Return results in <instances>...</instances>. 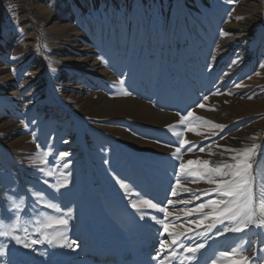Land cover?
Masks as SVG:
<instances>
[{"label": "rangeland", "instance_id": "1", "mask_svg": "<svg viewBox=\"0 0 264 264\" xmlns=\"http://www.w3.org/2000/svg\"><path fill=\"white\" fill-rule=\"evenodd\" d=\"M262 65L264 0H0V218L19 223L15 235L25 236L27 228L29 239H42L36 222L56 211L44 207L51 200L62 213L72 209L67 236L79 244L75 251L46 242L25 248L0 237V246H7L0 264H96L104 252L108 264H159L163 253L153 259L159 240L170 238L160 236L162 226L150 217L163 218V213L145 210L141 219L132 200L150 198L181 215L169 223L182 231L184 205L168 206V199L190 200L194 207L220 197L212 192L216 185L204 180L181 183L210 196L172 197L180 160H208L214 166L234 155L221 156L225 148L249 147L263 136L253 169L259 200L264 195ZM200 103L205 107H196ZM187 110L226 127L222 132L198 127L203 135L166 127ZM174 131L196 145L191 152L185 146L180 160L172 156L180 146ZM41 151H50L49 163H39ZM59 152L70 154L67 170L54 158ZM41 167L55 174L46 177ZM62 171L70 173V183L57 192L50 186ZM117 179L140 195L126 194ZM35 192L45 194L40 203ZM8 197L16 202L23 197V208L9 212ZM216 231L208 233L193 264L212 259L231 264L219 253L238 244L252 264H264V228ZM89 248L93 255L81 258Z\"/></svg>", "mask_w": 264, "mask_h": 264}, {"label": "snow or ice", "instance_id": "2", "mask_svg": "<svg viewBox=\"0 0 264 264\" xmlns=\"http://www.w3.org/2000/svg\"><path fill=\"white\" fill-rule=\"evenodd\" d=\"M239 19V18H238ZM221 35H228V33L221 31ZM12 59H17L13 57ZM102 59V58H100ZM239 58L237 57V60ZM237 60H233L232 64L237 63ZM231 67V65H229ZM264 67V65H262ZM52 71H55L53 68ZM120 84H124L123 80L119 81ZM121 95L129 96L131 92L121 91ZM207 100L208 97H203ZM196 107L204 108L203 103L197 104ZM180 120L176 125L166 126L169 130H173L177 127H183V131H190L197 135H203V133L197 131L198 127L211 126V128L219 130L222 132L226 125L215 124L210 120L203 117L196 116L191 110H187L186 115H181ZM199 122V123H197ZM23 123V121H22ZM32 123H36L32 121ZM27 127V125H25ZM219 132L212 131L211 136L223 138L219 136ZM174 135L178 138L179 147L172 153V156L177 160H180L179 154L188 146L186 150L188 152L193 151L196 145H193L190 141L183 138V132L174 131ZM204 139H208L207 136ZM255 139V137H253ZM67 143V141H65ZM221 147V146H217ZM260 145L252 143L249 147H244L241 149L225 148L224 151L220 152L221 156L225 155V152L234 155H229L228 160H221L213 162L208 160H180L178 164V171L175 174V181L171 185L170 195L172 197H178L182 193H188L192 196L193 200H200L201 196H210V192H193L191 188L186 187L181 183L182 180H188L190 182H197L199 180H204L206 183L214 184L216 187L212 190L219 199H208L206 202L196 203L195 206L191 205L190 200H180L174 201L173 199L167 200L168 206H175L176 203L184 205L179 209V212L183 214V217L187 219V226L180 224L179 226L183 228L182 231H175V224H170L171 219L174 222H179L181 220V215H174L172 212L168 211L167 207L161 206V203L154 202L153 199L144 198L141 196L138 199L132 200L130 206L137 212H141V219L145 218L147 213L145 210H153L158 213H163V218H158L152 215L150 218L156 223L162 226L160 231V236L167 237L170 239L161 238L159 240V251L153 259H157L163 253V258L159 260V264H171L172 261L179 260L180 264H193L194 261L198 260V254L202 249L206 247V241L209 238L208 233L213 229H217L216 235H223L224 233H244L246 230H250L251 227L264 228V195H262L259 200L255 197L254 187L255 181L252 176V170L255 167L254 155L256 154ZM40 149L41 145H37ZM206 149L200 147L199 151L204 152ZM50 151L38 152L37 158L41 165L47 164L50 161L47 159L49 157ZM54 155L57 162L62 163L63 169L67 170L69 165L72 163L68 160L64 163L65 159L69 157L67 152H59L58 155ZM36 160H33V164ZM104 163H108L107 160ZM196 165V167H192ZM40 171L46 177H51L55 173L51 170L45 172L43 167ZM70 173L62 171L57 177L55 184L50 187L55 191L59 192L60 189L66 188L69 183ZM45 184H48L47 179L44 180ZM116 183L121 189L125 191L126 194H135L139 196V193H132V186L126 183L123 179H117ZM43 192H35L34 196L37 197L36 203H40L44 197ZM12 200L11 207L8 209L9 212L19 211L23 208L24 200L23 197L16 202L12 197H8ZM44 207L59 211L60 206L53 203L51 200L44 201ZM205 209H209L205 212ZM190 217H199L191 218ZM4 218H0V237L10 238L15 240L17 244L23 245L25 248H32L34 244L46 242L49 246L55 247H65L75 251L79 244L75 240H69L67 236L69 222L73 219L72 209H68L66 213H61L57 216L47 215L44 219L38 220L36 222L35 231L41 235L42 239L31 240L27 235V228L24 229L26 233L25 236L15 235L14 232L19 229V223L6 224ZM205 221H210V223H205ZM217 225H219L223 231L221 232ZM193 237H200L205 240V243L197 242L193 240ZM183 241H188V243H183ZM7 246H0V256L5 255V248ZM180 249V252H177ZM242 246L237 245L231 248L230 251H223L219 253V257L228 259L231 264H252V258L242 255ZM255 255V252L253 253ZM210 264H218L217 259H212Z\"/></svg>", "mask_w": 264, "mask_h": 264}, {"label": "bare ground", "instance_id": "3", "mask_svg": "<svg viewBox=\"0 0 264 264\" xmlns=\"http://www.w3.org/2000/svg\"><path fill=\"white\" fill-rule=\"evenodd\" d=\"M147 109V108H146ZM147 116H148V114H147ZM18 130V129H17ZM40 181V180H39ZM50 210H52V209H50ZM62 213V211H55V212H53L51 215L52 216H57V215H60ZM151 245L152 244H149V245H147V246H145L144 248H146V247H151ZM87 250H90V251H88V252H86V250L85 251H83V253H81V256L83 255V257H81V258H90L91 257V255H93V253H91V249L89 248V249H87ZM105 254H101L100 256H98V258H97V261H98V263H96V264H108V258L107 257H110V255H106V252H104ZM105 255V256H104ZM110 259V258H109ZM93 260V259H92ZM94 261V260H93ZM96 262V261H95ZM94 262V263H95ZM90 263V262H89ZM93 262L91 263V264H94ZM127 262H123L122 260H120V262H119V264H126ZM46 264V263H45ZM47 264H59L58 262H48ZM61 264V263H60ZM128 264H133L132 262H128Z\"/></svg>", "mask_w": 264, "mask_h": 264}, {"label": "water", "instance_id": "4", "mask_svg": "<svg viewBox=\"0 0 264 264\" xmlns=\"http://www.w3.org/2000/svg\"><path fill=\"white\" fill-rule=\"evenodd\" d=\"M251 144H252V143H251ZM251 144H250V145H251ZM256 144L260 145V147H261V144H262V136H260V139H258V141H256ZM260 147L258 148L257 152L260 151ZM257 152H256V154L254 155V161H255L256 157L258 156V153H257Z\"/></svg>", "mask_w": 264, "mask_h": 264}]
</instances>
